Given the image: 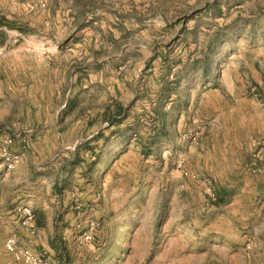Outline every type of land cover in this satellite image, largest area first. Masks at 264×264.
Returning a JSON list of instances; mask_svg holds the SVG:
<instances>
[{"label": "rangeland", "instance_id": "374dc122", "mask_svg": "<svg viewBox=\"0 0 264 264\" xmlns=\"http://www.w3.org/2000/svg\"><path fill=\"white\" fill-rule=\"evenodd\" d=\"M4 148L41 264H264V0H0Z\"/></svg>", "mask_w": 264, "mask_h": 264}, {"label": "crops", "instance_id": "0c3cea01", "mask_svg": "<svg viewBox=\"0 0 264 264\" xmlns=\"http://www.w3.org/2000/svg\"><path fill=\"white\" fill-rule=\"evenodd\" d=\"M97 134V133H95ZM233 207V205H231ZM7 202L5 199V193H0V246L4 244V242L11 237L10 235L13 233H16L18 235V243L19 245L23 247H39L43 246L44 248L47 247L51 255L53 254L56 259V257L62 256V251L57 250V248H60V246H67V248L71 247V242L68 240H65L64 238V244L61 243V241L56 240V234L57 231L63 230L66 233L70 232V229L73 227H36L34 232L26 230L24 227H21L20 221L16 219L15 215L13 214V210L8 208ZM232 212L230 210L229 214ZM12 213V216L10 215ZM235 217V214H233L232 218ZM73 230V229H72ZM71 233V232H70ZM56 240V241H55ZM232 244L231 241L222 242L225 245V248L227 247L231 248ZM203 246V245H202ZM52 248L54 250H52ZM58 251V253H56ZM93 252V251H92ZM66 254V251H65ZM80 256V255H78ZM82 256V255H81ZM66 259V258H65ZM178 261V260H177ZM0 264H15L14 260L10 253H8L5 249L2 248V251L0 253ZM168 264H182V263H174L169 262Z\"/></svg>", "mask_w": 264, "mask_h": 264}, {"label": "built area", "instance_id": "2783aa9c", "mask_svg": "<svg viewBox=\"0 0 264 264\" xmlns=\"http://www.w3.org/2000/svg\"><path fill=\"white\" fill-rule=\"evenodd\" d=\"M1 159H2V172L0 174V182L5 180L7 174L13 172L17 166L21 162V155L11 151L8 148H4L1 151ZM16 212L20 218V221L24 228L28 231L34 232L35 231V213L31 207L28 205H22L16 209ZM84 227H82L83 229ZM82 231V230H81ZM93 232L94 227L93 224H90L79 237H77V241L79 242H90L93 240ZM17 238L16 236L9 237L2 246H0V253L2 248L5 249L8 253L12 255L14 262H24L25 264H41L42 261L38 256L33 255V253L29 251H24L19 248L17 245ZM247 248H250L247 245Z\"/></svg>", "mask_w": 264, "mask_h": 264}]
</instances>
